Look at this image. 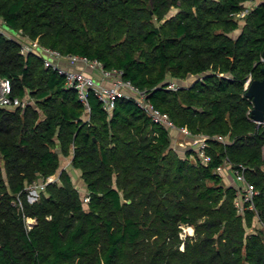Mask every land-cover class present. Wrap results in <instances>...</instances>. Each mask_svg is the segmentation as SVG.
<instances>
[{"label": "trees", "instance_id": "obj_1", "mask_svg": "<svg viewBox=\"0 0 264 264\" xmlns=\"http://www.w3.org/2000/svg\"><path fill=\"white\" fill-rule=\"evenodd\" d=\"M0 20L123 69L176 126L207 135L211 156L179 153L132 97L108 112L92 90L85 119L64 76L0 30V76L30 97L0 105V264H264V124L246 95L264 78V0H0ZM68 155L88 201L60 169ZM227 160L258 190L255 208L239 211L237 186L217 171ZM57 173L32 200L26 187ZM256 215L263 226L249 230Z\"/></svg>", "mask_w": 264, "mask_h": 264}, {"label": "built area", "instance_id": "obj_2", "mask_svg": "<svg viewBox=\"0 0 264 264\" xmlns=\"http://www.w3.org/2000/svg\"><path fill=\"white\" fill-rule=\"evenodd\" d=\"M253 6V2L246 4L244 8L235 13L237 18L241 20L249 12ZM21 40V52L29 54L30 52L40 56L45 65L57 70L65 78V84L67 87H71L76 90L79 99L84 105L83 116L85 119H89L91 115V103L89 94L93 90L99 99L103 103V107L112 112L115 107L117 98L121 96L132 97L136 99L138 104L155 120L162 122L167 127L178 128L180 132L187 136H191L189 141L190 145H193L199 155L208 162L211 156L206 152L207 135L200 134L198 137L193 136L191 131L187 127H178L171 120L169 115L161 111L156 107L147 96V92L135 85L130 79L124 77V71L120 68H107L103 62L99 59H92L86 55L77 53H63L59 49L44 46L40 44L37 39H32L28 35L18 33ZM264 60V55L262 56ZM251 79H249L250 81ZM248 81V82H249ZM188 81L178 82L172 80L168 87L177 89L181 85H187ZM248 82L246 86L248 85ZM30 101L29 96H20L14 93V87L12 79L8 76H0V105L5 107H17L25 106ZM262 123L263 122H258ZM220 139L225 140L224 136H219ZM195 140V141H194ZM232 168L236 180L241 185H236L238 188L237 196L235 198L236 205L240 212H244L245 208H255L254 196L258 193V190L250 181L245 177L244 171L241 168H233L232 164L227 160L223 164L217 167V171L222 173L226 168V165ZM54 175L49 176L47 180H42L38 183L28 185L26 188L30 191V198L32 200L39 199L40 192L45 188L47 181L53 180ZM58 178V177H57ZM85 200H89V196H85ZM23 207L20 196L18 202ZM35 219L28 218L29 227L33 226Z\"/></svg>", "mask_w": 264, "mask_h": 264}, {"label": "rangeland", "instance_id": "obj_3", "mask_svg": "<svg viewBox=\"0 0 264 264\" xmlns=\"http://www.w3.org/2000/svg\"><path fill=\"white\" fill-rule=\"evenodd\" d=\"M0 30L6 32L7 34L13 36V37H18L20 38V36H18V34H13L10 33L8 31V29H6L3 25V21L0 20ZM21 39V38H20ZM19 39V40H20ZM170 132H171V145L172 147H174L179 153L184 154V152L191 146L189 141L191 140V136H187L184 133L180 132V130L178 128H172L170 127ZM195 141V140H194ZM62 168H67L69 170V172L71 173L74 183L76 184V186L81 190L83 197L87 194V185L86 183H84V181L82 180V177L80 175V173L77 171L76 168H74V166L72 165V155H68V156H62L61 158V167ZM58 177V173L54 175L53 178H57ZM227 181V180H226ZM261 226H263V224L260 222V220L256 219L255 223L253 224V226L249 227V230L252 229H258ZM193 231V227L191 225H187L184 227V235L190 233Z\"/></svg>", "mask_w": 264, "mask_h": 264}, {"label": "water", "instance_id": "obj_4", "mask_svg": "<svg viewBox=\"0 0 264 264\" xmlns=\"http://www.w3.org/2000/svg\"><path fill=\"white\" fill-rule=\"evenodd\" d=\"M264 55V52H263ZM264 72V66L262 67ZM246 95L253 99L252 115L257 122L264 121V78L251 79L248 82Z\"/></svg>", "mask_w": 264, "mask_h": 264}, {"label": "crops", "instance_id": "obj_5", "mask_svg": "<svg viewBox=\"0 0 264 264\" xmlns=\"http://www.w3.org/2000/svg\"><path fill=\"white\" fill-rule=\"evenodd\" d=\"M238 32H239V30H236L234 32V34H237ZM76 169H77V171L80 173V175L82 177V171H81V169H79V168H76ZM221 174L223 175V181H224V183L226 185H228V184H235V185H239L240 184L241 185L242 184V183H240V182H238L236 180L235 174H234L232 168H230V166L228 164L226 165V168L223 170V172ZM82 180L84 181L83 177H82ZM84 183H85V181H84ZM256 219L260 220V222L262 223L259 215H256L255 220ZM255 220H254V223H255Z\"/></svg>", "mask_w": 264, "mask_h": 264}]
</instances>
